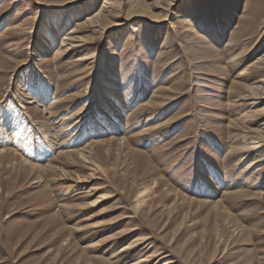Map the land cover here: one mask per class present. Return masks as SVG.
I'll use <instances>...</instances> for the list:
<instances>
[{"label":"rangeland","instance_id":"1","mask_svg":"<svg viewBox=\"0 0 264 264\" xmlns=\"http://www.w3.org/2000/svg\"><path fill=\"white\" fill-rule=\"evenodd\" d=\"M104 1L0 0V264H264V0Z\"/></svg>","mask_w":264,"mask_h":264},{"label":"bare ground","instance_id":"2","mask_svg":"<svg viewBox=\"0 0 264 264\" xmlns=\"http://www.w3.org/2000/svg\"><path fill=\"white\" fill-rule=\"evenodd\" d=\"M112 2H110L109 0H105L102 7L99 8L95 13H93V15L89 16L86 18L85 22L86 23H89V24H93V23H96L97 20H99L100 18L104 17V16H110L111 15L106 11L104 10L105 7H108V5H110ZM131 14H134V13H131ZM115 16V15H114ZM131 16H134V15H131ZM131 16L129 17H122L121 18L123 19V22L122 21H119L116 22L115 24L118 25V26H123L122 24L124 22H126L127 20H129L131 18ZM111 21H115V20H111ZM113 24V22H112ZM96 26V25H95ZM109 25L106 27L108 28ZM133 30H137V28L135 26L132 27ZM73 29V28H72ZM76 30V29H75ZM74 29L73 30H70L68 31L69 34L73 33L75 31ZM76 32V31H75ZM74 32V33H75ZM67 34V33H66ZM64 39H67V40H70V42L68 43V47L64 49V51L68 52L69 50H72L76 47H78L76 43V41L78 40L77 37L75 35H70V37H63ZM130 38V35H128L127 39ZM67 42V41H66ZM64 43V42H63ZM62 43L61 46H63L64 44ZM63 49V48H62ZM59 52V51H57ZM263 55V56H262ZM261 57H259L253 65V67L258 70V69H262L264 68V54H262ZM262 72V71H261ZM260 82H263L264 83V80H260L262 78H258ZM247 94H245V98L246 100L250 101L249 103L251 104L252 102L257 104L259 103V101L261 100H264V89L261 87V86H254V85H251V86H247ZM53 102V101H52ZM78 115V114H77ZM82 117V116H81ZM67 119L71 118V116L69 117H66ZM77 122V121H76ZM76 124V123H75ZM71 128V127H70ZM80 129V127H79ZM241 142L244 143L245 145H249L250 147H252L253 149L254 148H258L260 147L261 145H263L264 143V136L262 134H258V132H252L251 130H246V132L241 136L240 138ZM97 142V141H96ZM243 145V144H242ZM89 145H87L86 147H88ZM86 147H83V148H80L79 150L80 151H83L84 148L86 149ZM0 151H4V149H0ZM246 153V151H245ZM22 162H24L25 164H28L32 167H35V166H39L38 164H34V163H31L29 161H27L26 159H21ZM79 182V180H78ZM225 183H223L224 185ZM78 185H80L78 183ZM78 185H76L78 187ZM135 244V243H134ZM131 248V245L130 244H125L124 246H122L119 251L123 254V252L125 251H128V249ZM144 248V247H143ZM132 251V250H131ZM125 254V253H124ZM119 255V254H118ZM121 256V255H120ZM145 260V259H144ZM133 262V261H132ZM129 264V263H128Z\"/></svg>","mask_w":264,"mask_h":264}]
</instances>
